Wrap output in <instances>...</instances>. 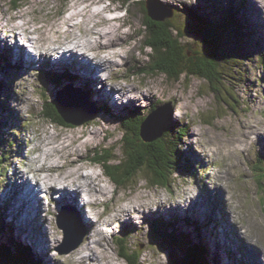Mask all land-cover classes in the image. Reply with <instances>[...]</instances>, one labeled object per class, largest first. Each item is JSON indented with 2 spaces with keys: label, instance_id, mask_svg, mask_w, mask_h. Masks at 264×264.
Masks as SVG:
<instances>
[{
  "label": "rangeland",
  "instance_id": "obj_1",
  "mask_svg": "<svg viewBox=\"0 0 264 264\" xmlns=\"http://www.w3.org/2000/svg\"><path fill=\"white\" fill-rule=\"evenodd\" d=\"M141 1L143 0H127L124 4L122 0H20L14 4L12 0H0V45L8 47L7 50L12 53L8 60L6 53L3 52V56H0V196H4L0 200V223H4L5 230H10L11 227L12 239H18L22 235L23 227L14 216L17 209L11 202V200L17 199L14 196L17 194L18 197L20 185L19 183L16 184V190H13L12 180L21 182L24 176L30 179L34 176V183L28 178L25 179V182L28 184V180L30 185L44 186V182L47 183L46 178H43L42 182L36 180L35 168L37 164L40 165L44 162V164L49 165V161L60 164L66 163L68 160L66 149L64 150L63 161L58 159L56 155L54 156L52 150L55 145L54 141H62L68 137L74 139L76 135H82V131H84L88 135L93 133V136L96 137L91 144L84 145V143L81 144L82 140L84 142L86 139L84 135L78 144L80 147L78 152H75V148H72V151L76 154L73 155V158L79 155L77 162L83 163L86 167L83 171L91 170L100 175L103 180L101 184L107 192L102 197L103 200L100 201V211L111 207L113 204H119L120 198H125L126 201H135L132 209L134 212L140 206V202L136 197L145 195V198L147 196L155 198L159 194L162 197L161 199L164 196L169 197L170 200L168 198L163 199L164 203L178 209L180 213L178 220L175 221L180 225L179 229L172 222L174 219L170 215L165 218L163 214H159L161 215V222L165 224L164 227H158L156 224L160 221L155 218L152 221L149 220L152 217L150 215L145 217L149 221L143 225V228H136L138 232L130 230V232L135 233L133 234L135 238L140 239L135 241H144V246L143 243L135 244V246L130 245L129 241L126 243L123 237L125 235L119 234L123 237L125 252L139 255L138 260L141 258L140 264H177L183 261L185 257L187 258L188 248L200 245L202 241L204 242L202 245L208 249L206 250L207 253L201 254L203 261L206 263L221 264L222 262L223 264L227 262L228 258L229 262L232 260L235 264H254L253 262L264 264V257L260 255L262 252L264 253V181H259L257 172V170L259 172H261V169L264 170V0H249L247 5V0H234L232 11L234 12L235 7H238L239 11L234 12L236 19L233 18L231 22H237V29L225 28V30L222 29L224 27H220L221 36L218 37L220 44H217L215 50L223 55L228 62L224 61L222 63V68L219 69V74L216 75L218 80L216 83L217 94L211 91L208 81L195 76L182 75L179 80H171L165 74L148 72L151 63V51L146 45L148 32L144 25L146 17L143 12L144 5ZM231 1L160 0V2L174 8V15L171 17L172 22L181 28L186 27L183 30L187 32V36L182 39V43L188 44L189 48L185 47L184 51L196 49L200 54L211 52L213 48L206 43L202 44L201 36L198 34H202V32L195 25L191 26L194 18L185 15L184 11L187 7H191L198 15L205 16L207 19L218 23L222 18L219 17L216 10H213L215 5L221 4V8H227ZM118 10L120 11L117 13ZM64 11H66V14L63 16L62 12ZM94 12H96V15H94ZM107 13L112 17L106 16ZM109 19L113 21L108 22ZM110 23L115 26L118 44L114 48L102 49L101 52H104L103 54L106 55L104 57L111 58L115 64L109 65V69L103 77L92 78L91 86L95 89L94 91L92 89L94 95L88 97L96 104H98V99H102L104 103L110 102V105L114 108L111 112L115 111L110 114L114 116L117 113L119 119L115 121V118H105L95 105L93 109L96 108V114L99 117L95 115L91 120L83 123L85 126H81L82 124L75 127L72 125L69 127L55 125L51 120L45 118L43 109L44 107L46 110L51 109L50 102L56 98L58 90H62L68 84L75 88L73 80L68 79L60 85L58 83L59 75H57V78L56 74L52 75L51 72L60 73L61 71L47 65L51 59L48 58L47 60L39 57V55H32V58L35 57L38 61L30 67L26 66L23 56L20 60L17 58V50L14 49V45L17 46V43L13 38H8H10V35H17L18 37V35L26 32L34 36L38 44H54L59 36L61 39L70 41L73 39V42L79 47L78 51L88 49L87 56L90 57L93 56L92 51L81 45V42L93 38V45H95V36L99 37L96 40L98 44L100 35L96 29H106ZM10 28L13 29V32ZM94 31H96V34ZM4 38L8 39L7 43L2 41ZM97 44L95 47H97ZM21 45L19 44L18 47ZM25 48L28 52V47L25 46ZM100 50L96 49V51ZM114 51L118 52L116 56H113ZM227 55L228 57H226ZM51 58L55 62L57 61L59 65L62 64V61L55 60L54 56ZM71 58L72 56L68 57V60H71ZM26 59L27 62L31 61L28 58ZM78 60L88 69H84L86 71L82 70L83 72H92L87 64L79 58ZM51 65L54 66L55 64ZM65 72L70 74L69 69H65L63 73ZM99 79H101L103 87L110 88L109 81L119 83L121 89L117 90V93L124 100L128 98L129 92L131 93L133 90L137 98L141 96L148 97L149 95L151 98H143L142 101L138 102L131 101L127 104L126 110L122 111L121 106L115 104H123V101L112 104L110 100H107L102 90L96 91L98 88L93 84L95 81H100ZM130 87L137 88V90H130ZM69 91H73V89ZM74 91L77 90L74 89ZM109 94L114 97L113 92L109 91ZM152 101L156 103L153 109L166 102L171 103V117L165 122L164 126L166 125L168 129L186 130V135L181 136L180 145L181 158L186 159L182 164L176 165L178 169H174L175 172L169 178L171 184L166 187L158 184L149 186L150 179L148 177L151 173H148L146 168H141L133 175L124 186L125 188L120 185L117 186L118 184H114L108 176L104 175L102 166L94 161L96 152L105 151L106 155L116 154L118 159L113 158L109 163L122 164L121 162H124V164H129L128 156L122 146L125 141L124 136L126 139L133 138V145L136 150L142 149L144 151L145 148L152 147L157 150L156 146L159 142L151 143L150 146L136 135L137 125L134 122L131 126L133 129L127 132L123 130L121 123V118L128 116L129 110L133 111L134 116L137 114H141V117L144 116L145 112L150 109ZM101 103L103 104V102ZM136 104L140 105L137 114L135 113V109L138 107ZM92 120L94 121L89 124ZM193 129L198 131L196 138L191 134ZM246 132L251 138L253 136L252 139H254L255 134L263 133V138L259 140L256 146H253L254 143L249 141V143L242 142L240 145L239 142L234 143V145L227 142L238 137L247 139L248 137L244 136ZM50 134L54 135L52 144H44L43 148L36 146V143H39ZM31 138L32 143L30 142ZM107 145H111V148L105 147ZM33 148H35L34 151ZM95 148L98 149L94 152ZM42 154L45 155L44 158ZM31 157L32 161L29 160ZM179 167L182 168L179 169ZM16 168L24 174L23 177L14 176ZM66 168L63 167V172H66ZM121 168L129 170L130 167L123 165ZM188 168L192 169L191 173L187 172ZM30 170H32L33 175ZM70 170L72 169H67V171ZM47 174L54 176L55 170L48 171ZM146 177L147 180L149 179L148 181L145 180ZM8 182L13 185V188L6 187ZM57 184L60 183H53V185ZM53 185L51 188L55 189ZM61 189L63 190L62 187ZM219 189H221L220 193L218 192ZM49 190L45 188L38 190V208L41 212L40 210L36 212L40 213V217H47L48 214H52L48 216L47 222L49 223L50 220L51 223H43L42 225L48 234L47 236L46 234L43 235L44 233L41 235L39 222L36 221L37 223L31 224V227L27 230L29 232L33 231L34 236L26 241L31 247L30 255L37 259L39 264H42V260L46 261V258H49L50 264H60L64 260L67 261L66 264H78V260H75L78 257L75 251L80 244L68 253H62L63 250L73 244L75 238L71 239L68 244L64 243L62 229L57 226L58 216L62 214L63 210L72 213L71 215L76 218L80 230L84 229V220H88V217L89 219L94 218V216L91 217L89 213L86 216V212L85 218L80 214L78 215L75 204L66 205L60 212L56 209L55 214L52 213L54 211L52 208L58 201L56 202L53 199L51 193H48L50 197L44 193ZM67 190L73 191L74 198L80 205H82V200L79 194H82L85 206L86 198L84 195L86 190L76 189L72 186H68ZM192 192L208 193V196L205 195L207 200L204 199V196L196 197ZM41 193H44V198H41ZM48 197L54 205L48 204ZM40 198L43 203L39 200ZM55 198L57 197L55 196ZM153 201L157 203L159 200ZM196 202H199L200 208H197ZM43 204L46 207H52L46 208L48 214L44 216ZM63 204L61 203L59 206H64ZM101 206H104V209L101 210ZM81 208L84 207L81 206ZM193 208L196 209V212L192 211ZM13 209L15 210L14 214L12 213ZM154 209L156 208L154 207ZM36 210L38 209H34V211ZM157 212L155 211V214ZM230 213L233 216L232 222ZM103 216H105L103 217L105 219L113 217L111 223L113 227L108 229L109 232L105 239L99 234L94 235L95 239H103L100 245L102 244L104 249L108 248L109 253L119 260V264H128V261L126 262L119 255L120 243L118 242L115 245L111 241L112 236H115V232L122 231L123 228L118 225L114 216H111V210ZM130 216L134 218L131 214ZM207 216L208 220L206 219ZM28 218L34 219L31 216H28ZM245 220H249L252 224L250 229ZM142 221V218L138 219V222ZM129 223L133 224L134 222ZM237 223L243 226L238 234L241 241H238L236 237V232L239 231V226H235ZM91 227L90 223V227L85 228L83 239L88 235ZM55 228L60 231L55 230ZM159 228H162L168 237L164 233L158 232L157 229ZM25 229H23V232ZM124 229L129 230V227ZM244 230H246L245 234L247 236L248 234L251 235L248 240L258 241L257 239H259L263 243L258 245L259 247L252 245L250 248L242 249L240 246L244 244L245 241L242 238L245 239V237L241 236V232ZM21 237L23 238V236ZM36 237L44 238L46 242L49 239L50 244L46 243L48 248L46 247L43 251V241H38L40 244L37 246V241H34L37 239ZM56 239H59V243ZM6 240V236L0 229V241ZM86 242L85 237L83 243L86 244ZM83 243L81 242V244ZM250 244L247 241V246ZM115 246L117 251L114 249ZM249 249L252 250L251 253ZM171 250L174 256L170 254ZM244 251L245 257L243 256ZM56 253L62 255L59 260L55 258ZM239 258L242 261H238ZM137 262L136 260L135 263Z\"/></svg>",
  "mask_w": 264,
  "mask_h": 264
},
{
  "label": "bare ground",
  "instance_id": "obj_2",
  "mask_svg": "<svg viewBox=\"0 0 264 264\" xmlns=\"http://www.w3.org/2000/svg\"><path fill=\"white\" fill-rule=\"evenodd\" d=\"M248 3H249V0H247L246 5ZM237 8L238 7H235V9H234L235 12L239 11V8H238V10H236ZM94 15H96V12H94ZM109 20L110 21H108V22H112L113 21L112 19H109ZM12 28H10L12 31L11 30H9V31L13 32ZM96 30L99 31V32L98 31L97 32L100 35V39L98 41V44L96 43L97 42L96 40L99 37L97 38L95 36H94L95 45H93V38H92V40H89V39L87 40L86 39V40L81 42V45L89 48V50L92 51V53L91 52L90 53L93 56H90V57H93V58H90V57L87 56V53L89 52V51L87 52L88 49H83V50H81L79 52L78 51L79 50L78 45H76L73 42V39H72L71 41H72V44H73V53L70 55V56H72V58H71L70 62L67 65H64V64H60L59 65L57 63V61L55 62L51 57H52V55L55 54V52L58 55H66L65 54V49H60V48L67 41H70V40L61 39V37L59 36V37L56 38L57 42H55L54 44H48V43L39 44L40 47H43V49H41L42 52L40 53L39 57L46 58L47 60H48V58H49V60L51 59L47 63V65L50 66L51 68H55L56 70H60L61 71V72L59 71L60 73L51 72L52 75H55V74L59 75L58 76L59 77L58 83L61 85L62 82H65L68 79L73 80L75 88L78 89L79 91H82L87 97L88 96L90 97L91 95H94V93L92 92V89H93L92 87L93 86H91V81H93L92 78L93 77L97 78V76H99V78L103 77L104 73L109 69V65H112V64L114 65L115 64L114 61L112 62L111 58L104 57L106 55L103 54L104 52L103 53L101 52L102 49L112 48V47L114 48V46H116L118 44L117 33H116L115 26L113 24L110 23L109 26H107L106 29H100V30L96 29ZM94 33L96 34V31H94ZM15 37H16V35L15 36L10 35V38H8V39H11V38L15 39ZM75 38L76 37L74 36V39ZM8 39L4 38V39H2V41H4V43H7ZM77 41L79 42L80 40H77ZM43 44H46V45H43ZM96 44H97V47H95ZM27 45H29V44H27ZM14 47H15L14 49L18 48L15 45H14ZM7 48L8 47L0 45V53H2V54H3V52L6 53L7 54V60H8L9 56H12V53L10 52V50L8 51ZM20 49H21V51L17 52V58H18V60H20L21 56H23L24 61L26 63V66L30 67L36 61H38L35 57L32 58L31 51L27 52V48H25V44H24V46L21 45ZM96 49L97 50L101 49V50L100 51H96ZM93 51H94V53H93ZM22 52H23V55H22ZM113 53H114L113 56H116L118 54V52H116V51H114ZM97 57H99V58H97ZM26 58L30 59L31 61L27 62ZM78 58L82 62L87 64L92 72L88 71V75H87V73L83 72V71H86L84 69H87V68L83 65V63L79 62ZM93 59H96V60L93 61ZM11 61H12V59H11ZM50 63L53 64V65L55 64L54 65L55 67L52 66ZM20 65L25 66L23 64H20ZM65 69L66 70L69 69L70 74L66 73V72L63 73L65 71ZM68 82H70V81H68ZM62 86H60V87H62ZM103 88H107V86H105ZM133 89L137 90V88L130 87V90H133ZM107 92L109 93V90H107ZM128 95H129L128 96L129 103L131 101L132 102L142 101L143 98L144 99H150L151 98L150 95L148 97L141 96V97L137 98V95L134 94V90H133V92L131 91V93L129 92ZM132 95H134V96H132ZM89 97H88V99H89ZM176 99H177V97H176ZM53 100L51 102H53ZM97 101H98V104H96L94 101L89 99V102L92 103L93 106L96 105L99 108V110L101 111V115L102 116H104L105 118H108V119L115 118V121L119 119V116L117 115V113L114 116L111 115L115 111L111 112V110L114 109V108L112 107V105H110V102L107 101L106 103H104V101H102V99H100V100L98 99ZM101 102H103V104ZM134 106H135V104H134ZM136 106H138V107H136L135 113L137 112V110H139L140 105L136 104ZM182 111H180V112H182ZM148 113L145 112V115H147ZM96 115L99 117L98 114H96ZM93 121L94 120H92L89 124H91ZM256 124H258V123H256ZM77 126H80V125H77ZM81 126H85V125L82 124ZM73 127H75V126H73ZM247 131H248V129H247ZM42 133L45 134L44 131H42ZM191 134H192V136L194 138H196L197 134H198L197 129H193ZM250 135H252V134H250ZM83 136L86 137L84 142L82 140V143H81V144L84 143V145L87 144V143L91 144V142H93L95 137H96V136H93V133L88 135L86 132L82 131V135H76V137H74V139L71 138V137H68L67 139L64 138L62 141L61 140L54 141L53 140L54 139V135L50 134L49 136H46L44 139H42L39 143H36V146H41L43 148L44 144H49L50 145V144H52V141H54L55 145L53 146V148L51 147L53 152H54V156L56 155L58 157V159H62V161L64 159V154H65L64 150L65 149L67 150L66 154H67L68 160L66 161V163L64 162V163L60 164V163H56V162H53V161H49V165L44 164V162L40 163V165L37 164V166L35 168V174L37 175L36 180L38 179V181L42 182L43 178H46L48 184L46 182H44V186L30 185L28 180H27V182H28V184H27L25 182V179L28 178V177L24 176V174L21 171H19L17 168L15 169L14 176H16V177L18 176L20 178L24 176V179L21 180V182H19V181L17 182V180L16 181L12 180L14 188L12 187L13 185H11V183H10L11 181L8 182L6 187L10 186V187L13 188V190H16L15 189L16 184L19 183V185H20V191L18 193L19 199H18L17 194H16L14 197L17 198V199H15L14 201L11 200V202L14 205V207L17 209V213H15V216L18 219L19 223L23 227L22 228V232H21V234H22L21 236H23V238L21 236H19V239L22 242H26L28 238H33V236H34L33 231L29 232V230H27L28 228L31 227L32 223L39 222V226H40V229H41L40 230L41 235L44 233L43 235L46 234V236H47V234H48L47 231L44 230L42 225H43V223H47L48 219H49L48 216L52 215V214H48L47 213V209L46 208H52V207H46V205L44 206V204H43V206H44L43 209L45 210V213H43V216L48 214V216H47L48 218L47 217H40V215H39L40 213L39 214L36 213V212H39V210H40L38 208L39 203H38L37 192H38V190H41L42 188L50 189L49 191L44 192V193L45 194L51 193L52 196L54 197L53 199L56 200V202H57V200L58 201H62V203H66V202L69 201L71 203H67L68 205L75 204L76 207H77L78 215L80 214V215H82L85 218V212H86V216H87L88 213H89V215L91 217L94 216V218H90L89 219V217H88V220H84V223H83L84 229L80 230L77 226H76V228L74 227L75 229L74 228L72 229V238L71 239H73V238L76 239L78 237V235L81 234L82 231H85V228H89L90 227V223L92 225V227L90 228V232L88 233L87 236H85L86 237V241H87L86 244L83 243L85 241V237H84V239H82V243L83 244L80 243L81 246L79 245L78 249H76V251H75L76 255H78V257L75 259V260H78V264H119V260L116 258V256H112L111 253H109L110 251L107 250L108 248L104 249L102 247V244L100 245L101 240L105 239V237L107 236V233L109 232L108 229H112V227H113L112 224H111L112 221H113V217H110L109 219L103 218V217H105L103 215L107 214L110 210H111V216L113 215L114 219H116V222H118V225L121 226V228H123L122 231H116L115 232V236H112V238H111V241L114 242L115 245L117 244V241L122 238V236H119V234H121V233L123 235H125L123 237H124L126 243H127V241L130 242V245H134L135 246V244L143 243L144 241H142V240L136 242L135 240H137L139 238H135L134 235H133L135 233L134 232H130V230H135V231L138 232V230H136V228L137 227L138 228H143L144 227L143 225L147 221H149L150 219L152 221L155 218L158 221H160L159 218L161 217V215H159V214H163V216L165 218H167L170 215V217L172 219H174V220H172V222L176 224V227L178 229L180 228V225L177 222H175L176 220H178V218L180 216V213H179L178 209L172 208L171 205H166L164 203L163 199L168 198L170 200V198L164 196V198L161 199L162 197L159 194H158V197H155V198L152 197V196H147V198H145L146 197L145 195L144 196L140 195V196L136 197V199L139 200V202H140V204H139L140 206H138L139 209L137 211H134V212L132 211V209H133L135 201H133V200H127L126 201L125 198H120L119 204H113V205H111V207H107V208H105V210L100 211L99 210L100 209L99 208L100 201L103 200L102 197H104L105 193L107 192L106 188L104 186H102V184H101L103 180L100 178V175H98L95 172H92L91 170L90 171L88 170L87 172L83 171L84 169H86V167L84 166L83 163H81V162L78 163L77 162L79 160V159H77L79 155H77V157L73 158V155H76L75 152H78V150L80 148L78 144L80 142V139ZM244 136L248 137V138L245 139V138L238 137V138H234V140H232V141H227V142L231 143L232 145H234V143H236V142H239V145H240V143L242 144V142L243 143L251 142V143H254L253 146H256L259 143V140L263 138V133L255 134L254 135V139H252L253 136L251 138L247 132H246V135H244ZM32 138L30 140L31 143H32ZM74 143H75V145H73ZM72 148H75V150H74L75 152L72 151ZM34 150H35V148H33V151ZM55 152H56V154H55ZM42 155H43V158H44L45 155L44 154H42ZM43 158H42V160H44ZM31 159H32V157L29 160H31ZM63 167H67L66 168V172L65 171L63 172V170H62ZM67 169H72V170L67 171ZM52 170H55V175L54 176H52L50 174H47L48 171H52ZM30 172L33 175L32 170H30ZM28 179H30V178H28ZM32 179H30V180L34 183L35 182L34 176H32ZM9 183H10V185H9ZM53 183H55V184L56 183H60L61 185L60 184L53 185ZM52 185L55 187V189L51 188ZM68 186H72L73 188H76V189H84V190H86L85 191V195H84L85 198H86L85 206H84V198H83L82 194H79L80 197H81V200H82V205H80V203H78L75 200L73 191L67 190ZM61 187L63 188V190L61 189ZM142 187H143V185H142ZM220 190L221 189L218 190L219 193H220ZM44 193L40 194L41 198H44L43 197ZM55 194L59 195L58 198H55ZM192 194L195 195L196 197L204 196V199H206L207 196H208V193L201 194V192H198V193L197 192L196 193L192 192ZM206 194H207V196H205ZM48 195L50 197V194H48ZM49 197H48V204L54 205L51 201H49ZM3 198H4L3 195L0 196V200L3 199ZM21 198L24 199V200L20 201ZM41 198L39 199L40 201H41ZM153 200H159V201L156 203ZM3 203L6 205L5 202H3ZM41 203H43V201H41ZM57 203L52 208V209H54V211L52 212L54 214H55V211L58 208L59 204H61V202L58 203V204ZM196 204H197V208L201 207L199 202L198 203L196 202ZM81 206L84 207V208L82 209ZM61 207H63V206H61ZM103 207L104 206H101V210L104 209ZM154 207L156 209H154ZM36 208L38 210L34 211V209H36ZM151 208H153V209H151ZM194 208H193L192 211L196 212V209H194ZM43 209H42V211H43ZM61 209H63V208H61ZM14 211L15 210L13 209L12 212H14ZM155 211H158L157 212L158 214L157 213L155 214ZM40 212H41V210H40ZM164 213H166V214H164ZM130 214L134 218H131ZM109 215H108V217H109ZM150 215L152 217H150L149 220H148V218L145 219L146 216H150ZM229 215H230L231 222H232L233 221V216H232L231 213ZM28 216H31L34 219L28 218ZM237 217H238V215H237ZM140 218L143 219L142 222H138V219H140ZM206 219L208 220V216H207ZM163 221H165V220H163ZM129 222H134V223L131 224ZM50 223H51V221L49 220V223H47V224H50ZM207 223H209V221H207ZM245 223L250 229V227L252 225L250 223V221L249 220H245ZM235 226H239V229H238L239 231L236 232V237H237L238 241H241V239H240L238 234L241 231V227H243V226L240 223H237V225H235ZM128 227H129V230L124 229V228H128ZM24 228H26V229L23 232ZM55 230L60 231L59 229H56V228H55ZM202 230H203V228H202ZM159 231L164 233L163 229L159 230ZM245 232H246V230L241 232V236L243 235L245 237V239L242 238L245 241L244 244H242L240 246L242 249L243 248L244 249L250 248V247H252V245H255L256 247H259L258 245H261L263 243L259 239H257L258 241H254L253 239L248 240L251 235L248 234V236H247V234H245ZM97 234L101 235L103 239H95L94 235L96 236ZM164 234L166 235V233H164ZM113 237H114V239H113ZM36 238L37 239H35L34 241L35 242L37 241V246H39V244H40V242H38V241H43V245H44L43 251L46 249V247L48 248L46 243L50 244V240L49 239H48V242H46V240L44 238L43 239L42 238H38V237H36ZM56 240L59 243V239H56ZM63 240H64V238H63ZM247 241H249L251 243L250 245H248L249 247L247 246ZM35 242H34V245H35ZM202 242H200V244H204V242L203 243ZM146 243H148V242H146ZM28 245H29V243H28ZM150 245L152 246V244H150ZM143 246H144V243H143ZM34 248H36V247H34ZM36 249L39 250L38 248H36ZM114 249L116 251V246L114 247ZM206 250H208V249H206V246H204L203 253H207ZM85 251H86V253H85ZM249 252L251 253L252 250L249 249ZM244 253H245V251L243 252V256H244ZM170 254L172 256H174L173 253L170 252ZM117 255H118V253H117ZM260 255H261V257H264V253L263 252ZM61 257H62V255L57 254V253L55 254V258L58 259V260ZM48 259L49 258H46V261L42 260V264H50V261ZM252 260H255V259H252ZM263 260H264V258H263ZM238 261H242V260L239 258ZM62 262L63 263H60V264H66L65 262H67V261L64 260ZM140 263H141V260H140ZM253 263L254 264H258V263H255V262H253ZM221 264H222V262H221ZM223 264H235V262L232 261V260L229 262V259L227 258V262H225Z\"/></svg>",
  "mask_w": 264,
  "mask_h": 264
},
{
  "label": "trees",
  "instance_id": "obj_3",
  "mask_svg": "<svg viewBox=\"0 0 264 264\" xmlns=\"http://www.w3.org/2000/svg\"><path fill=\"white\" fill-rule=\"evenodd\" d=\"M17 1L20 0H12L14 4H16ZM126 2L127 0H122V3L125 4ZM141 3L144 5L143 12L146 17L144 25L148 32L146 45L151 51V63L149 64L148 72L165 74L167 78L171 80H179L182 75L195 76L208 81L211 91L217 94L218 89L216 83L218 80L216 75L219 74V69L222 68V63L228 61L215 49L217 44H220L218 40V37L221 36L220 27H224L222 29H237V22H231L233 18L236 19V15L234 14L235 11H232L234 0L231 1L227 8H221V4L215 5L213 10H216L219 17L222 18L218 23L207 19L205 16L198 15L191 7H187L186 11H184L185 15L194 18L191 26L195 25L199 31L202 32V34L198 33L201 36L202 44L206 43L213 48L211 52H205L202 54L196 49L184 51L185 47L189 48L188 44L185 45L184 42L182 43V39L187 36V32L183 30L186 28L185 26L184 28H181L179 25L172 22V18H167L165 21L159 22L152 21L146 14L145 1L143 0ZM236 10H238V8ZM236 34L238 33L236 32ZM0 56H3L2 53H0ZM226 57H228V55ZM50 104V110H46L45 107L43 109V115L45 118L59 126L69 127L70 124L65 123L57 113L53 102H50ZM155 104L156 103L152 101L151 108L147 110V113L153 109ZM132 112L133 111L129 110L128 116L121 118L122 128L127 132L133 129L131 126L132 122H134V124L137 125L136 135L142 140L140 136V124L146 115L141 117V114L136 113L137 115L134 116ZM184 135H186V130H181L179 128L168 129L165 125L160 138L151 142L142 140L148 145L159 142L158 146H156L157 150L152 147L145 148L144 151L142 149L136 150L133 145V138L126 139L124 136L123 139L125 141L122 143V146L124 152H126L128 156L127 160L129 161V164H124V162H121L122 164L109 163L111 159H118V157L116 154L106 155L105 151H97L94 161L97 162L96 164L99 163V165L102 166L105 175H107L115 184H118L117 186L120 185L124 187L126 183L130 181L132 176L141 168H146L148 173H151L148 177L150 179V183H148L149 186L158 184L166 187L168 184H171L169 178L175 172L174 169H178L176 165L182 164L186 159L183 157L181 158L180 152L181 136L183 137ZM105 147L111 148V145ZM98 148H95L93 151L95 152ZM156 152L158 153L157 155L155 154ZM123 165L129 166V170H123L121 168ZM180 168L182 167H179V169ZM187 172L191 173L192 169L188 168ZM257 172L259 181H264V170L261 169V172L257 170ZM145 180L148 181L147 177ZM159 220L160 222H157L156 225H158V227H164L165 224L161 222L162 220L160 218ZM0 229L7 239L6 241H0V264H39L37 259L30 255L31 247L27 244L28 242H22L19 238L12 239V232L10 231L11 227L10 230H5L3 222L0 223ZM2 229L5 231L3 232ZM159 230H162V228H159L157 231L160 232ZM122 238L117 241V243H120V257L125 259L126 262L128 261V264L135 263L136 260L138 262L135 264H140V259L138 260L139 255L136 256L133 253L127 254V251L125 252L124 240ZM203 248L204 246L202 244L195 245L193 248H188L189 250H187L186 255L187 258L185 257L184 260L189 263L209 264L204 262L201 256V254H203ZM171 253H173L172 250Z\"/></svg>",
  "mask_w": 264,
  "mask_h": 264
},
{
  "label": "water",
  "instance_id": "obj_4",
  "mask_svg": "<svg viewBox=\"0 0 264 264\" xmlns=\"http://www.w3.org/2000/svg\"><path fill=\"white\" fill-rule=\"evenodd\" d=\"M145 8L147 16L152 21H165L174 15L173 7L160 2V0H145ZM70 89H73V91H69ZM74 89L77 91H74ZM53 105L62 120L72 126L81 125L91 120L97 113L96 108L93 109L94 106L89 102L87 96L70 84L66 85L62 90L57 91ZM171 113L170 102H166L150 111L140 124V136L142 140L151 142L160 138L163 133L164 124L171 117ZM60 216H58L57 226L62 229L64 243L68 244L72 238V229L76 228V226L78 227L79 224L75 220L76 218L68 211L63 210ZM84 234L85 232L82 231L73 244L63 250L62 253H68L76 248L82 242ZM177 264L198 263H189L183 260Z\"/></svg>",
  "mask_w": 264,
  "mask_h": 264
}]
</instances>
